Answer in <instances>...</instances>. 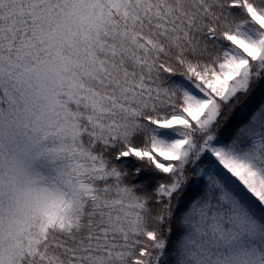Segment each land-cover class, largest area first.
Instances as JSON below:
<instances>
[{"label":"snow or ice","instance_id":"6c2138e0","mask_svg":"<svg viewBox=\"0 0 264 264\" xmlns=\"http://www.w3.org/2000/svg\"><path fill=\"white\" fill-rule=\"evenodd\" d=\"M0 264H264V0H0Z\"/></svg>","mask_w":264,"mask_h":264}]
</instances>
